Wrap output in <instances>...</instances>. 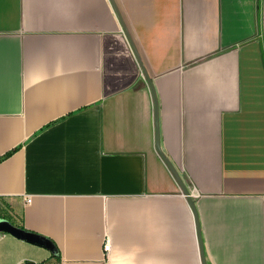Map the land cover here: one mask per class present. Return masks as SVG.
I'll return each instance as SVG.
<instances>
[{"label":"crops","instance_id":"crops-1","mask_svg":"<svg viewBox=\"0 0 264 264\" xmlns=\"http://www.w3.org/2000/svg\"><path fill=\"white\" fill-rule=\"evenodd\" d=\"M114 2L206 264H264V0ZM155 134L110 0H0V219L58 250L0 264H202Z\"/></svg>","mask_w":264,"mask_h":264},{"label":"water","instance_id":"water-1","mask_svg":"<svg viewBox=\"0 0 264 264\" xmlns=\"http://www.w3.org/2000/svg\"><path fill=\"white\" fill-rule=\"evenodd\" d=\"M115 13L117 14L120 23L122 25V28L124 30V32L126 33V35L128 36L129 42L134 50V53L136 55V58L139 62V64L141 65L143 72L145 74L147 83L150 87V90L152 92V97L154 100V106H155V130H156V134H155V140H156V150L159 154V156L162 158V160L164 161V163L167 165L168 169L170 170V172L173 174L174 178L176 179V181L178 182L181 192L186 196L187 201L189 203V205L191 206L193 213H194V217L196 220V226H197V234H198V239H199V245H200V254H201V260H202V264H206L205 262V257H204V253H203V248H202V243H201V239H200V230H199V224H198V220H197V215H196V210H195V206H194V201L191 199L190 197V193L188 191V189L186 188V186L184 185L182 179L180 178L178 172L175 170V168L172 166V164L168 161V159L164 156V154L162 153V151L160 150V145H159V130H158V119H157V112H156V98H155V93L152 87V83L151 80L147 74L146 69L143 66L142 60L140 58V55L138 54V51L136 50L134 43L132 42V40L129 37L128 31L126 26L124 25V22L122 20V17L120 15V12L114 2V0H110ZM0 233H9L12 234L22 240L43 246L45 248H47L48 250H50V252L55 253L57 251L56 246L54 245V243L43 237L40 236L38 234L32 233V232H28L26 230L14 227L13 225H11L10 223H8L7 221L0 219Z\"/></svg>","mask_w":264,"mask_h":264},{"label":"built area","instance_id":"built-area-1","mask_svg":"<svg viewBox=\"0 0 264 264\" xmlns=\"http://www.w3.org/2000/svg\"><path fill=\"white\" fill-rule=\"evenodd\" d=\"M27 201L30 202V198H27ZM111 244H112V242H111L110 236L106 235L104 237V242H103V253H104L105 256H108V254L110 253ZM43 264H48V263H43ZM105 264H108L107 259L105 261Z\"/></svg>","mask_w":264,"mask_h":264},{"label":"trees","instance_id":"trees-1","mask_svg":"<svg viewBox=\"0 0 264 264\" xmlns=\"http://www.w3.org/2000/svg\"><path fill=\"white\" fill-rule=\"evenodd\" d=\"M54 255H58V250L54 253Z\"/></svg>","mask_w":264,"mask_h":264}]
</instances>
